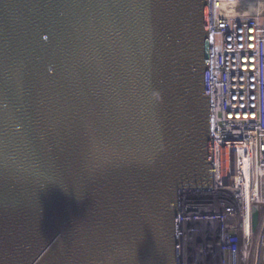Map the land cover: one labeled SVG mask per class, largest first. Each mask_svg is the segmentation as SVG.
I'll use <instances>...</instances> for the list:
<instances>
[{
    "label": "water",
    "instance_id": "1",
    "mask_svg": "<svg viewBox=\"0 0 264 264\" xmlns=\"http://www.w3.org/2000/svg\"><path fill=\"white\" fill-rule=\"evenodd\" d=\"M208 18L0 0V264H179L181 197L212 187Z\"/></svg>",
    "mask_w": 264,
    "mask_h": 264
},
{
    "label": "built area",
    "instance_id": "2",
    "mask_svg": "<svg viewBox=\"0 0 264 264\" xmlns=\"http://www.w3.org/2000/svg\"><path fill=\"white\" fill-rule=\"evenodd\" d=\"M208 4L212 187L181 197L179 264H264V0Z\"/></svg>",
    "mask_w": 264,
    "mask_h": 264
}]
</instances>
